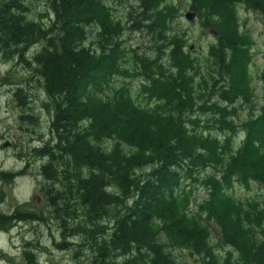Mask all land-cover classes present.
I'll return each mask as SVG.
<instances>
[{"label":"trees","instance_id":"16d2710c","mask_svg":"<svg viewBox=\"0 0 264 264\" xmlns=\"http://www.w3.org/2000/svg\"><path fill=\"white\" fill-rule=\"evenodd\" d=\"M127 1L0 0V62L24 69L11 92L26 108L27 86L40 87L50 118L33 157L47 210L73 238L59 248L80 239L88 264H180L179 251L200 264H264V201L231 193L250 181L264 189V95L257 109L252 40L237 14L264 11V0H192L215 33L206 54L173 31V2ZM129 24L151 39L148 54L123 48ZM124 78L141 88L117 87ZM185 181L208 192L194 208ZM16 218L0 215V227ZM35 247L24 264H40Z\"/></svg>","mask_w":264,"mask_h":264},{"label":"rangeland","instance_id":"374dc122","mask_svg":"<svg viewBox=\"0 0 264 264\" xmlns=\"http://www.w3.org/2000/svg\"><path fill=\"white\" fill-rule=\"evenodd\" d=\"M29 1L34 3L37 9L41 6V0ZM134 2L135 0H128L126 5L129 3L133 5ZM165 2L168 4L173 2L174 5H172L180 10H177L176 15L173 16V18L176 17L172 24L173 31L185 33L189 39V45L193 47L192 50H196L199 54H206L208 46L215 41V36L210 30L202 28L198 14L190 10L192 0H165ZM121 11L120 14H122ZM188 13L194 14V20L191 23L185 19ZM237 14L242 32L249 33L252 40L250 70L256 90L255 107L258 109L264 95V11H254L238 5ZM129 27L130 24L124 30L123 48L128 49V52L136 51L140 55L148 54L152 44L147 33L135 32ZM23 71L22 67L13 71L10 66L0 62V215L13 216L19 212L22 219L28 220L32 217L31 215L38 218L43 215L46 221L34 219L25 222L16 218L17 220L13 222L15 226L8 232L0 227V264H24L22 253L28 243L36 245L40 264H88L89 258L86 253L89 254V252L80 250L78 247L80 239L76 240L74 247L65 250L58 246L63 241L68 245L73 238L63 236L62 226L52 219L47 210L48 206L41 192V187L46 185L40 172L41 160L33 157V149L42 145L41 138L46 141L50 139V118L41 108L45 98L39 92L40 87L27 86L34 96H31L26 108H21L15 99L11 90L17 84L15 82L22 79ZM25 77L29 75L26 74ZM125 83L134 93L142 86L139 79L124 78L117 87ZM9 84L12 86H8ZM249 107H245L240 112L242 119L244 114L249 115ZM29 115L37 117L36 125H28L30 124L27 119ZM135 119L141 122L140 114L135 115ZM145 123L146 120L142 121L138 129H141ZM182 186H186V190L191 188L193 191L192 208L208 193L202 185L193 181H185ZM260 186L253 181H250L247 186L236 183L231 193L243 202L255 199L263 203L264 189ZM214 234L217 235L215 231L212 235ZM175 255L180 264H200L195 262L189 252L179 251Z\"/></svg>","mask_w":264,"mask_h":264},{"label":"water","instance_id":"95a60500","mask_svg":"<svg viewBox=\"0 0 264 264\" xmlns=\"http://www.w3.org/2000/svg\"><path fill=\"white\" fill-rule=\"evenodd\" d=\"M185 19L188 21V22H192L194 20V14L192 13H188L185 15Z\"/></svg>","mask_w":264,"mask_h":264}]
</instances>
